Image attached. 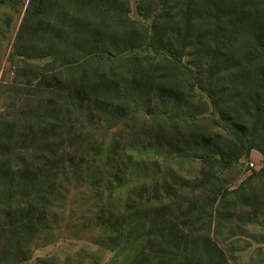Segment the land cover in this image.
Returning <instances> with one entry per match:
<instances>
[{
  "label": "trees",
  "instance_id": "obj_1",
  "mask_svg": "<svg viewBox=\"0 0 264 264\" xmlns=\"http://www.w3.org/2000/svg\"><path fill=\"white\" fill-rule=\"evenodd\" d=\"M137 1L148 28L128 18V0L29 1L12 56L48 61H17L6 87L14 98L0 114L8 130L0 137V264L29 259L33 241L50 229L51 211L103 150L114 169L109 193L131 166L121 154L151 149L150 141L197 161L204 187L263 139L264 0ZM196 90L217 120L205 110L198 116L180 110ZM204 128L223 133V145L210 147ZM129 135L149 144L124 150ZM161 189L163 198L174 194L167 184ZM102 193L96 189L90 198L100 203ZM160 199L157 188L132 187L123 212L102 223L116 236L108 243L124 238L137 246L126 264L235 261L210 232L215 197L209 210L189 205L149 214Z\"/></svg>",
  "mask_w": 264,
  "mask_h": 264
},
{
  "label": "rangeland",
  "instance_id": "obj_2",
  "mask_svg": "<svg viewBox=\"0 0 264 264\" xmlns=\"http://www.w3.org/2000/svg\"><path fill=\"white\" fill-rule=\"evenodd\" d=\"M29 1L0 0V114L13 103L14 96L6 87L13 79L16 62L22 60L26 64L42 65L48 61L12 56V47ZM137 2L128 0L127 16L148 28L151 22L138 13ZM188 60L185 58L183 62ZM195 94V100L182 101L180 110L194 112L197 116L205 110L203 116L217 120L218 115L207 98L197 90ZM202 130L209 135L210 147L222 146L226 140L225 135L217 130ZM7 132L1 125L0 137H5ZM260 136L263 139L258 143L259 149L245 152L236 164L217 172V178L204 187L198 185L201 182V165L197 161L151 141L150 149L146 146L150 139L124 136L125 142H121L126 144L124 150H128L130 143L137 144L136 148L147 149L128 150L121 154L123 161L129 158L131 162L128 170L122 173V185L112 193L104 190L107 182L111 186L116 185L112 179L113 165H105L103 158L107 150H103L100 159L79 171L81 183L76 188L73 185L68 188L66 200L48 217L50 229L33 241L29 259L21 264H126L137 246L124 238L119 239L116 245L108 243L116 236L105 230L102 223L109 217L116 219L117 214L124 210L128 191L143 184L148 190L157 188L161 195L159 202L150 204L149 214L159 211L174 214L189 205L209 210L208 199L215 197L210 232L218 248L226 254L233 253L235 261L230 264H264V173H261L263 155L260 150L264 149V132ZM187 148L193 149V144L189 143ZM163 184L171 186L174 191L169 199L161 194ZM96 189L104 192L100 203L90 198ZM230 249L233 252H229Z\"/></svg>",
  "mask_w": 264,
  "mask_h": 264
},
{
  "label": "built area",
  "instance_id": "obj_3",
  "mask_svg": "<svg viewBox=\"0 0 264 264\" xmlns=\"http://www.w3.org/2000/svg\"><path fill=\"white\" fill-rule=\"evenodd\" d=\"M252 165V164H251Z\"/></svg>",
  "mask_w": 264,
  "mask_h": 264
}]
</instances>
